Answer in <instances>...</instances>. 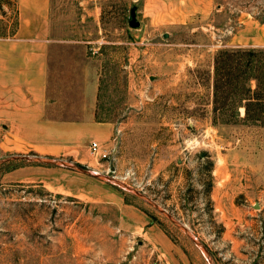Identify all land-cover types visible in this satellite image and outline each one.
Returning <instances> with one entry per match:
<instances>
[{
    "label": "rangeland",
    "instance_id": "374dc122",
    "mask_svg": "<svg viewBox=\"0 0 264 264\" xmlns=\"http://www.w3.org/2000/svg\"><path fill=\"white\" fill-rule=\"evenodd\" d=\"M187 2L53 0L55 31L96 66L117 172L61 158L43 159L58 162L47 185L0 172V264H264V126L213 123L218 51L264 50V0H208L191 17ZM0 6L14 26L15 0Z\"/></svg>",
    "mask_w": 264,
    "mask_h": 264
},
{
    "label": "crops",
    "instance_id": "0c3cea01",
    "mask_svg": "<svg viewBox=\"0 0 264 264\" xmlns=\"http://www.w3.org/2000/svg\"><path fill=\"white\" fill-rule=\"evenodd\" d=\"M187 1L188 17L206 12L208 0ZM15 5L14 26L0 8V169L14 164L0 170L1 182L47 185L56 174L25 157L69 159L104 172L111 162L94 159L90 148L97 142L108 150L116 126L98 119L100 77L87 47L55 31L53 0Z\"/></svg>",
    "mask_w": 264,
    "mask_h": 264
},
{
    "label": "trees",
    "instance_id": "16d2710c",
    "mask_svg": "<svg viewBox=\"0 0 264 264\" xmlns=\"http://www.w3.org/2000/svg\"><path fill=\"white\" fill-rule=\"evenodd\" d=\"M220 90H225L229 96L218 106ZM233 107L235 110L244 107L245 116L242 117L239 112L227 115L225 111ZM214 112V124L246 122L264 126L263 49L234 47L218 51L215 59Z\"/></svg>",
    "mask_w": 264,
    "mask_h": 264
},
{
    "label": "water",
    "instance_id": "95a60500",
    "mask_svg": "<svg viewBox=\"0 0 264 264\" xmlns=\"http://www.w3.org/2000/svg\"><path fill=\"white\" fill-rule=\"evenodd\" d=\"M131 16H132V20L130 21V26L131 27H133V28H137V27H139V25H140V23H138L137 21H136V19H135V17H136V11H135V9H133L132 11H131ZM25 159H27V160H29V161H36V162H41V163H50V164H58V162L57 161H45V160H43V159H41V158H37V157H25ZM76 168V167H75ZM77 169V168H76ZM111 171H115V167H114V164L113 163H111ZM88 175H90V176H92V177H95L96 175L95 174H93V173H91V172H88ZM136 195H139L140 197H143L140 193H137V192H134ZM164 213H166L165 211H164ZM167 215H168V213H166ZM168 217H170L169 215H168ZM178 226H180V227H182L181 225H180V223L175 219V218H173V217H170ZM182 229L189 235V237L201 248V250L207 255V256H209V253L207 252V250H206V248H205V246L202 244V243H200L198 240H197V238L195 237V236H193L192 235V233H191V231L188 229V228H186V227H182Z\"/></svg>",
    "mask_w": 264,
    "mask_h": 264
},
{
    "label": "built area",
    "instance_id": "2783aa9c",
    "mask_svg": "<svg viewBox=\"0 0 264 264\" xmlns=\"http://www.w3.org/2000/svg\"><path fill=\"white\" fill-rule=\"evenodd\" d=\"M91 154L103 161H107L108 163L111 162L114 164L115 167V171H111V163L108 165V167L106 168V172L107 174H111V173H116L117 172V168H116V161L113 157H111V152L107 149H104L103 147H101V145L97 142H93L91 145Z\"/></svg>",
    "mask_w": 264,
    "mask_h": 264
}]
</instances>
